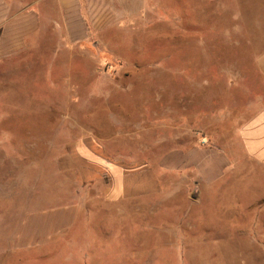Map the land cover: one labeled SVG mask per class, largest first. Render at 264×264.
<instances>
[{"label":"rangeland","instance_id":"374dc122","mask_svg":"<svg viewBox=\"0 0 264 264\" xmlns=\"http://www.w3.org/2000/svg\"><path fill=\"white\" fill-rule=\"evenodd\" d=\"M48 15L0 52V264H264V208L162 161L215 145L198 124L264 50V0Z\"/></svg>","mask_w":264,"mask_h":264},{"label":"crops","instance_id":"0c3cea01","mask_svg":"<svg viewBox=\"0 0 264 264\" xmlns=\"http://www.w3.org/2000/svg\"><path fill=\"white\" fill-rule=\"evenodd\" d=\"M79 10L80 0H0V52L19 48L22 40L40 31L44 16L57 14L66 22V16L78 15ZM252 65V69L240 72L238 79L226 80L222 107L207 112L205 122L198 124L203 131L201 142L215 145L177 148L164 154L162 161L169 170L189 174L198 196L202 186L219 192L215 185L223 181L225 192L233 194L240 206L263 209L264 50L254 57ZM236 183L243 186L237 190ZM254 184L262 185L263 190L252 194Z\"/></svg>","mask_w":264,"mask_h":264}]
</instances>
